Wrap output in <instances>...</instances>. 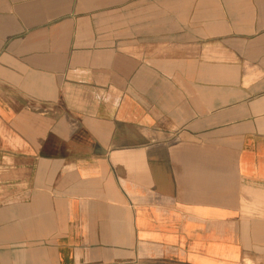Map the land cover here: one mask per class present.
<instances>
[{"label": "crops", "instance_id": "0c3cea01", "mask_svg": "<svg viewBox=\"0 0 264 264\" xmlns=\"http://www.w3.org/2000/svg\"><path fill=\"white\" fill-rule=\"evenodd\" d=\"M264 264V0H0V264Z\"/></svg>", "mask_w": 264, "mask_h": 264}, {"label": "rangeland", "instance_id": "374dc122", "mask_svg": "<svg viewBox=\"0 0 264 264\" xmlns=\"http://www.w3.org/2000/svg\"><path fill=\"white\" fill-rule=\"evenodd\" d=\"M247 264H251L250 262H248Z\"/></svg>", "mask_w": 264, "mask_h": 264}]
</instances>
